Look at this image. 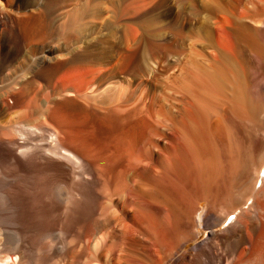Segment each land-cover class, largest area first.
<instances>
[{
    "label": "bare ground",
    "instance_id": "1",
    "mask_svg": "<svg viewBox=\"0 0 264 264\" xmlns=\"http://www.w3.org/2000/svg\"><path fill=\"white\" fill-rule=\"evenodd\" d=\"M263 169L264 0H0V264H264Z\"/></svg>",
    "mask_w": 264,
    "mask_h": 264
},
{
    "label": "rangeland",
    "instance_id": "2",
    "mask_svg": "<svg viewBox=\"0 0 264 264\" xmlns=\"http://www.w3.org/2000/svg\"><path fill=\"white\" fill-rule=\"evenodd\" d=\"M203 212H204V209H202L201 213H203ZM207 236H208V232L206 230L201 229L198 238L195 241L190 242L189 244H187V246L184 249H188V248L192 247L194 244L201 242Z\"/></svg>",
    "mask_w": 264,
    "mask_h": 264
}]
</instances>
